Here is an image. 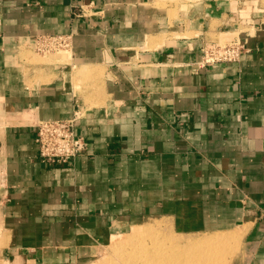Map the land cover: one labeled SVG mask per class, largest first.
<instances>
[{"label": "crops", "instance_id": "crops-1", "mask_svg": "<svg viewBox=\"0 0 264 264\" xmlns=\"http://www.w3.org/2000/svg\"><path fill=\"white\" fill-rule=\"evenodd\" d=\"M257 4L0 0V264H95L150 219L186 239L229 235L228 264H264ZM44 36L71 45L42 53ZM234 40L240 60L198 67L203 47ZM75 112L88 151L43 162L39 122Z\"/></svg>", "mask_w": 264, "mask_h": 264}, {"label": "rangeland", "instance_id": "rangeland-1", "mask_svg": "<svg viewBox=\"0 0 264 264\" xmlns=\"http://www.w3.org/2000/svg\"><path fill=\"white\" fill-rule=\"evenodd\" d=\"M259 4L264 8V0H258L257 5L259 6ZM224 42L227 41H222V43ZM49 53H52V56L59 57L63 51L57 49L49 51L47 54ZM60 60L62 59L60 58ZM159 221H162V225ZM155 224L160 225V227L166 226L164 221L159 219H150L141 225L147 227L151 225L156 226ZM165 231L163 229V232L127 241V243H123L124 240L121 239L127 238L130 232L123 236L121 235L120 239L117 238L118 241L116 242L123 241L121 242V249H115L114 246H119V244L113 245L112 243L111 246L104 248L103 252L98 255L95 264H149L148 258L149 260L153 259L154 264H228L230 261L229 254H233L234 248L227 246L229 245L227 242L230 237L229 235H209L224 238V240L220 238V245L216 246H174L172 239L176 238L177 235H169ZM228 251L231 253H228ZM161 255H165V259L161 258ZM166 255H168V258Z\"/></svg>", "mask_w": 264, "mask_h": 264}, {"label": "built area", "instance_id": "built-area-1", "mask_svg": "<svg viewBox=\"0 0 264 264\" xmlns=\"http://www.w3.org/2000/svg\"><path fill=\"white\" fill-rule=\"evenodd\" d=\"M69 36H44L38 43V51H49L69 48ZM244 45L240 41L219 42L202 48L199 68L209 67L218 62H236L240 60ZM80 113L75 112L69 119L42 120L37 126L35 141L39 147V157L45 163L65 164L88 151L86 138L76 132V122Z\"/></svg>", "mask_w": 264, "mask_h": 264}, {"label": "bare ground", "instance_id": "bare-ground-1", "mask_svg": "<svg viewBox=\"0 0 264 264\" xmlns=\"http://www.w3.org/2000/svg\"><path fill=\"white\" fill-rule=\"evenodd\" d=\"M61 57H62V55H61ZM161 225H162V223H161ZM165 225H167V223ZM159 232H163V228H162V226L160 227V225H156V226L151 225V226H147V227H144L143 225H141V226H135L133 228L132 232H130L128 234V237L127 238L121 239V240H124V242L123 241H121V242L127 243V241H132V240L139 239V238H142L144 236H147V235L149 236V235H152L154 233H159ZM220 238L221 237H219V236H214V237H212V236H203L200 239L191 240V239H186L185 237L183 238V237H180V236L179 237L176 236V238L172 239V243H173L174 246H192V245L216 246V245H220L219 244L220 243ZM118 239H120V238L118 237ZM221 239L224 240V238H221ZM117 241H118L117 239L114 240L113 245L119 244V246H114V248L115 249H121L120 246H121L122 243L121 242L116 243ZM166 257L168 258V255H166ZM161 258H164L165 259V255H163ZM132 259H133V257H132ZM148 263L149 264H154V260L153 259H150L149 260V258H148Z\"/></svg>", "mask_w": 264, "mask_h": 264}]
</instances>
